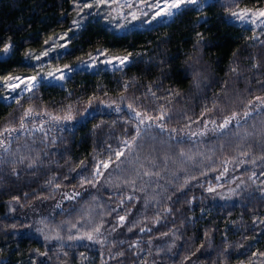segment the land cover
<instances>
[{
    "label": "trees",
    "instance_id": "trees-1",
    "mask_svg": "<svg viewBox=\"0 0 264 264\" xmlns=\"http://www.w3.org/2000/svg\"><path fill=\"white\" fill-rule=\"evenodd\" d=\"M75 1L0 0V76L34 73L28 52L72 32ZM239 7L264 0H209L124 32L90 17L55 61L103 49L130 63L0 97V132L18 129L0 136V264H264V32L233 21ZM128 104L163 108L166 130L141 125L132 143Z\"/></svg>",
    "mask_w": 264,
    "mask_h": 264
},
{
    "label": "rangeland",
    "instance_id": "rangeland-1",
    "mask_svg": "<svg viewBox=\"0 0 264 264\" xmlns=\"http://www.w3.org/2000/svg\"><path fill=\"white\" fill-rule=\"evenodd\" d=\"M209 0H201V5L206 4ZM94 0H77L74 2L73 7L75 10L73 25H72V32L78 31L83 24L86 22V20L90 17H100L101 20L112 29H115L119 32H124L128 30H132L135 28H145L149 26L150 24L154 22H162L167 21L172 17H164V18H157L156 20L152 21L151 23H147L148 20L151 19L152 12H149L147 16L141 15L137 5L139 4V0H131L133 7L132 8H118L117 5L112 4L110 7L107 5H102L99 8H96L95 6L91 9L83 8V5L85 3H93ZM121 3L124 2V0H120ZM154 2V0H153ZM163 0H161V3ZM243 9H248L252 12L264 9V8H250V7H239L235 8L234 11H240ZM136 12L138 15L137 20L131 19V12ZM145 11H148L147 8H145ZM231 12V13H232ZM230 13V17L233 21L241 24L251 27L253 30H255L257 33H263L264 32V24H261L259 26L251 24V23H245L241 20L236 19V17L232 16ZM79 25V26H77ZM71 31H64L59 34H56L53 36L46 45L41 50H30L26 56V61L28 64H30L32 67H34L35 71L32 74H10L5 76H0V97L7 102H11L18 97H20L23 94H26L30 91L24 90V85L21 84L20 88L18 89H11L8 87V84H16L19 83V80L12 79L8 80L6 78L8 77H19L21 79H27L32 76H37L39 83H51V84H57V85H65L66 78L71 75L74 71L77 70H97V69H116L123 66H120L118 62L114 61V65H107L104 63H101L100 61L105 60L107 58L112 57H124V55H110L106 53L103 49H100L90 55L88 58L80 60L79 62L75 64H68V65H59L55 59H57L61 54L65 52V50L68 48V42L70 40ZM63 38V39H62ZM63 45V47H62ZM10 49L8 48L7 52H4L3 50L0 51V58L6 57L9 54ZM45 52L48 53L47 56L43 55ZM100 52H105L106 56H101ZM39 56L40 59L37 60L35 57ZM130 60V58H129ZM69 69H71L69 71ZM64 75L63 80L55 79L54 77H58L61 75V71ZM49 73H53L54 76H49ZM229 196V195H228Z\"/></svg>",
    "mask_w": 264,
    "mask_h": 264
},
{
    "label": "snow or ice",
    "instance_id": "snow-or-ice-1",
    "mask_svg": "<svg viewBox=\"0 0 264 264\" xmlns=\"http://www.w3.org/2000/svg\"><path fill=\"white\" fill-rule=\"evenodd\" d=\"M112 4L117 5L118 8H132L133 4L131 2V0H124L123 3L120 2V0H94L93 3H85L83 5V8H88L91 9L94 6L96 8H99L102 5H107V6H111ZM201 5V0H163V2L161 3V0H139V4L137 5V8L140 12L141 15L147 16L149 12H152L151 15V19L147 21V23H151L152 21L156 20L157 18H164V17H174L175 14L177 12H179L182 8H187L188 6H198ZM145 8L148 9V11H145ZM131 19L132 20H137L139 17L137 15V13L131 12ZM232 16L236 17V19L241 20L245 23H251L254 25H261L264 24V9L252 12L248 9H243L240 11H234L231 13ZM79 26V25H77ZM63 39V38H62ZM8 47L6 46L3 51L7 52L8 51ZM63 47V45H62ZM43 55L47 56L48 53L45 52ZM101 56H106L105 52H100ZM131 56V53H129L128 56H124V57H112V58H107L105 60L100 61L101 63L107 64V65H114V61L118 62V64L120 66H124L127 63H130L129 57ZM35 59L39 60L40 57L37 56L35 57ZM115 66V65H114ZM71 69H69L70 71ZM61 71V75L58 77H54L55 79H59V80H63L64 79V75ZM233 71H235V69H233ZM49 76H54L53 73H49ZM8 80H12V79H16L19 80V83L16 84H8V87L15 90L20 88L21 84L24 85V90L26 91H32L33 89H35L38 86L39 80L37 78V76H32L25 79H21L19 77H8L6 78ZM196 86L199 87V82H196ZM154 95V94H153ZM257 101H260V103L262 105H264V97H256ZM17 103H19V101H17ZM252 102L250 101L249 104H251ZM214 107H217L216 105H214ZM127 108L129 109L130 112L134 113L135 118L138 120V125L136 126L135 129V135L132 137V143L135 142L136 138L139 137L141 135V128L140 126L143 125L145 126V131L147 129H150L152 127H156L159 128L161 132L165 131V125L162 123L166 117H168V113L165 112L163 110V108L160 110V113L156 116H152L148 113H141L140 111H137L136 108L132 105V104H128ZM117 112L120 111V107L117 106L115 109ZM206 111H211V109H208ZM32 110L28 109L25 113L24 116L20 118V129L25 128V123L24 120L27 119L30 115H31ZM206 115L205 113H202V116ZM239 114L237 113H233L232 116L230 118H227L223 121V123H221L219 125V129L223 130L226 129L233 120L237 119V116ZM251 113L245 111L243 113V116L245 118H247L248 116H250ZM170 118V117H168ZM53 119L55 120H59L61 119L60 117H53ZM63 119H71L70 116L67 117H63ZM207 123L205 122V127H207ZM211 123H215V121H211ZM18 129L16 128H4L3 132H0V136H3L5 133H8L9 135L12 132H16ZM173 131H175V129H173ZM201 135H203L204 133H200ZM193 135H195V133H193ZM126 146V148L128 150H131L132 147V143H129L128 141H124L123 142ZM0 148H4V152H7L8 149L6 147H4V141L0 140ZM115 155V160L112 159V157H109L108 161H101L100 163H98L94 170H93V179L92 180H87L86 182L89 184H92L93 187H95L96 183H99V180L97 179L98 177H103L105 175V171L111 166V164L116 163L117 161H120L121 157H123L125 155V151L124 150H119V151H115L114 153ZM242 156H248L249 153L247 151L242 152L241 153ZM260 159L264 160V156L260 157ZM243 162V161H241ZM252 163H255V160H252ZM31 166V165H29ZM118 166V165H117ZM225 172L227 171V168H225L224 170ZM144 175H152V173H148L145 172ZM154 175H159V173H154ZM85 181H82V184ZM134 183V182H133ZM208 191H214V189L209 188ZM129 199H131V197H129ZM120 222H124L125 221V216H120L119 217ZM131 231V229H129ZM94 232L99 233L100 228L97 227L95 229H93ZM77 239H81L82 237H76ZM69 239H73V237H69ZM87 239L88 240H93L94 237L91 233L87 234ZM260 255H264V253H260Z\"/></svg>",
    "mask_w": 264,
    "mask_h": 264
}]
</instances>
